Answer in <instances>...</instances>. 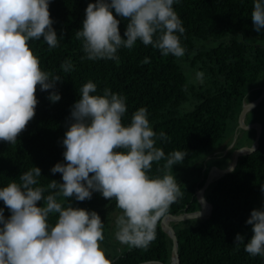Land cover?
I'll return each mask as SVG.
<instances>
[{"label": "trees", "instance_id": "1", "mask_svg": "<svg viewBox=\"0 0 264 264\" xmlns=\"http://www.w3.org/2000/svg\"><path fill=\"white\" fill-rule=\"evenodd\" d=\"M96 2L50 0V18L60 39L59 46L50 49L43 38L29 41V46L39 59L41 70L59 75L62 80L48 91H42L38 85L34 118L15 144L0 141V189L11 182L19 183L23 172L34 166L41 169L37 186L46 189L45 196L54 191L47 188L52 180L63 183L62 174H53L51 169L58 163L66 164L63 139L71 123V110L80 99V89L89 81L97 86L92 95H103L109 89L125 97L127 112L122 117L125 126L130 124L135 111L146 108L150 127L157 133L155 146L166 156L177 150L187 153L184 161L170 170L172 175L177 167L209 155L227 139H233L247 97L253 92L256 98L261 95L264 30L255 31L251 19L254 0H177L173 9L185 28L180 36L185 55L163 56L158 49L137 41L132 49H118V62L86 59L82 41L76 39L75 32L82 30L88 5ZM113 15L116 16L114 10ZM116 18L121 21V37L126 39L127 21ZM145 58L149 59L148 64L142 63ZM66 60L72 62L70 72L61 68ZM188 69L202 72L206 83H198ZM52 92L60 95L58 102L49 99ZM262 123L259 147L241 155L238 170L217 178L206 190L212 214L173 224L180 264H264V256L253 257L244 250V245H235L237 234L244 236L245 242L253 236L252 226L247 224L252 211L264 210V119ZM249 131L247 141L251 144L256 139V130ZM161 132L168 139H161ZM220 153L207 165L200 183L176 179L183 196L168 211L187 213L201 208L196 192L210 169L216 164L228 165V157L224 151ZM165 162H153L149 177H161ZM58 202L64 207L71 203L74 208L97 212L104 224L103 233L119 210L115 200H107L99 192H93L92 198L83 202L74 197L70 200L58 197ZM37 206L42 207L43 201ZM0 209L6 219L11 216L2 200ZM58 215L50 214L48 222L54 225ZM161 220L156 226V239L148 248L126 245L120 252H108L106 257L112 264H141L151 260L171 263L173 241Z\"/></svg>", "mask_w": 264, "mask_h": 264}, {"label": "clouds", "instance_id": "2", "mask_svg": "<svg viewBox=\"0 0 264 264\" xmlns=\"http://www.w3.org/2000/svg\"><path fill=\"white\" fill-rule=\"evenodd\" d=\"M175 2L90 3L82 30L75 32L85 58L118 62V49H132L137 41L158 49L163 56L183 57L186 50L180 36L185 28L173 9ZM49 4L50 0H0V141L15 144L34 118L38 85L48 91L62 80L41 70L29 46V41L41 38L50 49L59 46ZM113 10L127 21L126 39L121 37V21ZM251 19L257 33L264 30V0H254ZM149 62L148 58L142 61ZM72 67L70 60L61 65L64 72ZM196 77L202 79L203 73L197 72ZM96 91V84L87 82L72 107L63 139L66 164L51 169L53 174H62L63 183L52 180L47 188L54 191L45 196L46 189L37 186L41 169L34 166L23 172L19 183L0 189V200L11 212L6 219L0 209V264H112L101 248L105 237L100 215L71 203L64 207L58 197L83 202L99 192L103 198L115 200L121 212L115 221V239L122 245L146 249L156 239L158 221L183 196L170 170L182 163L187 153L177 150L166 156L155 146L157 133L150 127L146 108L135 111L125 126V97L109 89L103 95H92ZM49 99L58 102L61 97L52 92ZM159 137L168 139L163 132ZM247 151L254 152V146ZM162 160L166 161L164 174L150 178L153 162ZM40 201L42 207L37 206ZM52 213L59 214L54 225L48 222ZM247 224L252 226L253 236L245 242V237L237 234L235 245H244L253 257L264 256V210H253Z\"/></svg>", "mask_w": 264, "mask_h": 264}, {"label": "rangeland", "instance_id": "3", "mask_svg": "<svg viewBox=\"0 0 264 264\" xmlns=\"http://www.w3.org/2000/svg\"><path fill=\"white\" fill-rule=\"evenodd\" d=\"M190 74L192 75V77L200 84H205L206 80L203 76L202 79H197L196 77V71H193L191 69H188ZM259 86L263 87L264 89V78L261 81V83L259 84ZM259 100V97L256 98V93H252L247 97V101H245V103H251L253 101ZM264 119V99L262 101H258L256 105H254L245 115L244 117V125L247 126L249 124H251L253 121L255 120H263ZM245 126H241L238 123V126L236 127V129L234 130V135L237 133L239 136L238 140L236 141V139H227V141H225L224 144H222L215 152L211 153V154H207V155H203V157H206L203 162H202V158L200 159H196V160H192L189 161L179 167H177L176 171L174 172L173 176H175L176 179H183V180H187L188 182H197L200 183V181H202V179L204 178V172L205 169L207 167V165L212 164L213 159L215 157H219L221 155V151H224V155L228 157V165L232 164L233 160H234V152H235V145L237 147V149L239 147H242L244 145L249 144V142L247 141V135L248 133H250L251 131H249L250 129H246ZM232 135V134H231ZM247 150V149H245ZM218 178V177H217ZM121 214L120 210L116 211L113 215H112V221L110 224V227L108 228V230L106 231V233H104V240L101 242V248L102 250H104V252L107 254L108 252L110 254H114L115 252H120L123 248L126 247V245H122L120 244L114 236V233L116 231V225H115V221L117 219V217ZM181 221H175L174 223H179Z\"/></svg>", "mask_w": 264, "mask_h": 264}, {"label": "water", "instance_id": "4", "mask_svg": "<svg viewBox=\"0 0 264 264\" xmlns=\"http://www.w3.org/2000/svg\"><path fill=\"white\" fill-rule=\"evenodd\" d=\"M263 99H264V89H263L261 95L259 96L260 101H262ZM259 100L253 101L251 103H244L243 104L242 109H241L239 116H238L239 125L245 126L244 125V117H245L246 113L254 105H256ZM245 127H246V129L255 128V130H256L255 141L251 144H247V145H244V146L236 149L234 152V160H233L232 164H230L229 166L222 167V166L216 164L210 169L203 186L200 187L196 192L198 199L200 201V204H201V208L197 211L187 212V213H177L174 210H170L165 214V216L162 217L161 224H162L164 230L168 233L169 237L173 241V256H172L171 263H166V262L160 261V260H151V261H147V262H144L141 264H173V263L174 264H180L178 239H177L176 231H175L173 224L175 221H186V220H190V219L207 218L212 214L213 207L209 203V201L206 199V195H205L208 187L217 179V177L219 178L222 175H225L227 173H235L238 170L239 158L241 155L246 154V153H243V151L245 149H249L252 146H254L255 149H257L259 147L260 140L262 137V132H263L262 121L261 120H255L251 124H249ZM214 171L217 172L218 176H215V174H213ZM204 206H206L209 209L207 213L203 212Z\"/></svg>", "mask_w": 264, "mask_h": 264}, {"label": "bare ground", "instance_id": "5", "mask_svg": "<svg viewBox=\"0 0 264 264\" xmlns=\"http://www.w3.org/2000/svg\"><path fill=\"white\" fill-rule=\"evenodd\" d=\"M248 150V149H247ZM247 150H244L243 153H249ZM213 174H215V176H218L217 172L214 171ZM208 208L206 206H204L203 208V212L207 213L208 212ZM174 264V263H173Z\"/></svg>", "mask_w": 264, "mask_h": 264}, {"label": "flooded vegetation", "instance_id": "6", "mask_svg": "<svg viewBox=\"0 0 264 264\" xmlns=\"http://www.w3.org/2000/svg\"><path fill=\"white\" fill-rule=\"evenodd\" d=\"M249 129H255V128H249ZM237 136H239L237 133L234 135V138L236 139V141L238 140V137ZM233 138V139H234ZM236 150V149H235Z\"/></svg>", "mask_w": 264, "mask_h": 264}]
</instances>
